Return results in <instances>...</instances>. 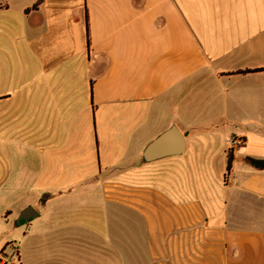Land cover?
Wrapping results in <instances>:
<instances>
[{
  "label": "crops",
  "instance_id": "crops-1",
  "mask_svg": "<svg viewBox=\"0 0 264 264\" xmlns=\"http://www.w3.org/2000/svg\"><path fill=\"white\" fill-rule=\"evenodd\" d=\"M172 128L184 145L146 155ZM250 158L264 159V0H0V252L264 264Z\"/></svg>",
  "mask_w": 264,
  "mask_h": 264
},
{
  "label": "water",
  "instance_id": "water-1",
  "mask_svg": "<svg viewBox=\"0 0 264 264\" xmlns=\"http://www.w3.org/2000/svg\"><path fill=\"white\" fill-rule=\"evenodd\" d=\"M174 140H178L182 146L184 145L185 139L177 128H172L170 131H168L167 133L160 136L157 140H155L147 149L146 155L151 153L153 150L158 149L164 145H167L169 142H172ZM249 162L256 169L264 170V159L258 160V159L250 158ZM35 214L36 213L33 208H28L27 210L23 212L21 219L23 221L28 222L32 217H34Z\"/></svg>",
  "mask_w": 264,
  "mask_h": 264
},
{
  "label": "built area",
  "instance_id": "built-area-1",
  "mask_svg": "<svg viewBox=\"0 0 264 264\" xmlns=\"http://www.w3.org/2000/svg\"><path fill=\"white\" fill-rule=\"evenodd\" d=\"M244 141L240 138L231 140V150L242 145ZM0 264H21L19 250L14 245H8L0 252Z\"/></svg>",
  "mask_w": 264,
  "mask_h": 264
},
{
  "label": "trees",
  "instance_id": "trees-1",
  "mask_svg": "<svg viewBox=\"0 0 264 264\" xmlns=\"http://www.w3.org/2000/svg\"><path fill=\"white\" fill-rule=\"evenodd\" d=\"M260 71H261V70H260ZM246 73H248V72H246ZM232 161H233V152H232V150H230V151H229L228 173H229L230 170H231Z\"/></svg>",
  "mask_w": 264,
  "mask_h": 264
},
{
  "label": "rangeland",
  "instance_id": "rangeland-1",
  "mask_svg": "<svg viewBox=\"0 0 264 264\" xmlns=\"http://www.w3.org/2000/svg\"><path fill=\"white\" fill-rule=\"evenodd\" d=\"M91 214H93V213H91ZM91 218H94V219H96V220H97L96 216L94 217V216H92V215H91Z\"/></svg>",
  "mask_w": 264,
  "mask_h": 264
}]
</instances>
